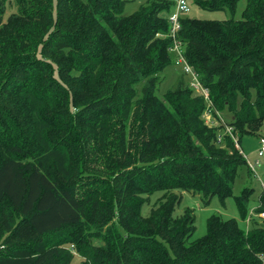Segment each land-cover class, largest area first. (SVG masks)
Wrapping results in <instances>:
<instances>
[{"label":"trees","instance_id":"obj_1","mask_svg":"<svg viewBox=\"0 0 264 264\" xmlns=\"http://www.w3.org/2000/svg\"><path fill=\"white\" fill-rule=\"evenodd\" d=\"M134 1L0 0V264H73V252L78 264H261L264 221L246 231L214 214L189 242L194 210H175L177 192L225 203L240 167L254 176L238 142L264 123V0H244L241 19L242 0H191L232 17L188 15L178 33L240 149L229 135L217 142L224 125L206 124L184 76L157 95L176 66L160 16L174 2L125 16ZM253 192L235 198L244 222Z\"/></svg>","mask_w":264,"mask_h":264},{"label":"rangeland","instance_id":"obj_2","mask_svg":"<svg viewBox=\"0 0 264 264\" xmlns=\"http://www.w3.org/2000/svg\"><path fill=\"white\" fill-rule=\"evenodd\" d=\"M149 1H154V0H135L134 2L127 4L124 11V15L128 16L134 13L139 8L140 5L142 4L144 5ZM245 6H246V2L244 0L239 2L237 12L234 16L235 19L242 18V12L245 9ZM7 11L8 12L5 19L8 18V15L10 13L16 11V8L13 5L12 1L11 3H9L7 7ZM160 16L166 18L168 16V12L162 11L160 13ZM189 16H191L192 18H197L202 20H220V21L227 20L232 17V15L228 12H222V11L209 12V11L201 10L193 5H192V11L189 14ZM182 76H184V80H186L188 84L190 78L189 76L183 74L181 68L174 65L168 66L161 74L162 82L158 86L157 95L162 97L169 90L175 89V87L178 84V81ZM140 88L141 86H138V90H140ZM220 115L222 116L225 123L228 124V122L231 121L229 114L221 113ZM205 121L207 120L205 119ZM217 123L213 122L214 125L212 124V127H219L221 124H223L221 121L220 124ZM261 137L264 138V123L256 135L244 136L242 137L241 141L238 142L244 154L248 156L250 162H254L257 159L255 155V151L259 147V140ZM259 175H260V179L255 176H249L246 167H240L234 184L233 196L227 198L225 200V203H222L220 201V198L218 196H215L209 205H205L200 195L192 194L188 192H177L181 194L182 200L181 203L176 207L175 216H181L186 208L193 209L195 214L196 231L189 240V242L195 241L206 234L207 219L214 214L221 216L224 220L230 218L236 219L239 225L243 229H246V231H250L251 229H253L255 227V222H257L258 224L259 223L263 224L264 220L260 219L258 215L254 213L252 215V220L250 225H247V222L246 221L244 222L242 220L240 212L235 202V198L240 196L245 188H252L254 192L250 198L249 209L250 211L253 209L255 210L258 199L262 193L261 180L264 182V173L262 170H259ZM161 195H162L161 193H158L151 198L149 205H146L143 209V213L145 215H148L149 210L151 209L152 206L155 205L156 201L159 199ZM73 253L75 254V259L73 264H78L81 261L80 256L76 252Z\"/></svg>","mask_w":264,"mask_h":264},{"label":"built area","instance_id":"obj_3","mask_svg":"<svg viewBox=\"0 0 264 264\" xmlns=\"http://www.w3.org/2000/svg\"><path fill=\"white\" fill-rule=\"evenodd\" d=\"M174 2V6L172 7L171 11L168 13L166 19L168 20L170 26V32L168 36L173 40V47L171 48V52L176 59V66L182 69V72L185 73L190 78V86L191 88L200 96H203L206 102V109L203 115L207 121L206 124L209 127H212L213 122L220 121L224 125V130L218 133L217 142L221 143L225 135H229L235 142L236 147L240 149L239 145L237 144V140L233 135L232 127H229L227 123L223 120L222 116L217 113L218 118L216 119L213 115L214 107L213 103L209 96L208 89L204 88L199 81L198 74L194 72L191 66L185 60V47L184 44L178 39V33L181 30L180 21L183 17L188 16L192 11L191 0H172ZM217 123V124H218ZM214 125V124H213ZM241 154L246 158L249 168L251 169L253 175L260 179L259 170H262L264 173V138L259 140V147L255 151V155L257 159L254 162H250L249 158L240 150ZM261 187L262 191L264 192V182L261 180ZM256 213L255 210H251L250 214L248 215L246 222L247 225H250L252 220V215ZM260 219L264 220V212L257 214ZM261 264H264V255L260 256Z\"/></svg>","mask_w":264,"mask_h":264}]
</instances>
